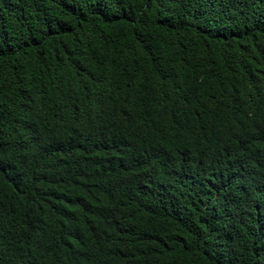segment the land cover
I'll list each match as a JSON object with an SVG mask.
<instances>
[{
    "label": "trees",
    "instance_id": "trees-1",
    "mask_svg": "<svg viewBox=\"0 0 264 264\" xmlns=\"http://www.w3.org/2000/svg\"><path fill=\"white\" fill-rule=\"evenodd\" d=\"M0 264H264V0H0Z\"/></svg>",
    "mask_w": 264,
    "mask_h": 264
}]
</instances>
